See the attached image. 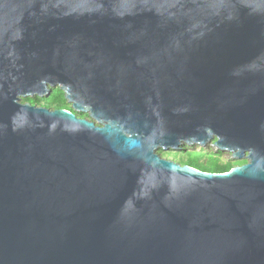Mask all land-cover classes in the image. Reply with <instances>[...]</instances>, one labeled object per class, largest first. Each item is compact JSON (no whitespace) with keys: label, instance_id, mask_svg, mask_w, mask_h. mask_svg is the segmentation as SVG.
Wrapping results in <instances>:
<instances>
[{"label":"water","instance_id":"obj_1","mask_svg":"<svg viewBox=\"0 0 264 264\" xmlns=\"http://www.w3.org/2000/svg\"><path fill=\"white\" fill-rule=\"evenodd\" d=\"M0 264H264V0H0Z\"/></svg>","mask_w":264,"mask_h":264},{"label":"trees","instance_id":"obj_2","mask_svg":"<svg viewBox=\"0 0 264 264\" xmlns=\"http://www.w3.org/2000/svg\"><path fill=\"white\" fill-rule=\"evenodd\" d=\"M22 100H28L31 103L42 104L51 108H71L69 102L65 99L63 91L58 87H52L50 93L47 96H25ZM80 116H84V112L77 113ZM163 156L171 157L172 159L180 162L187 163L202 170L209 171H224L232 167L234 164L241 162L240 160L224 159L215 155L212 152L181 148L177 151H165L158 149Z\"/></svg>","mask_w":264,"mask_h":264},{"label":"rangeland","instance_id":"obj_3","mask_svg":"<svg viewBox=\"0 0 264 264\" xmlns=\"http://www.w3.org/2000/svg\"><path fill=\"white\" fill-rule=\"evenodd\" d=\"M212 140H213V137L211 139H209V141H207V143L205 144V146H203L202 148H205L208 151H216V149H215L216 147H214L212 145ZM182 147L185 148V149H187V150H190V149L199 150L201 146L199 144H190L189 145V144H186V143H182L181 144V147L178 148V149H167L165 151H177V150H181ZM219 154H220V157L221 158H224V159H227V158H231L232 157L231 154H230V151H228V150H221ZM164 157H167V156H164ZM167 158L172 159L171 157H167Z\"/></svg>","mask_w":264,"mask_h":264},{"label":"flooded vegetation","instance_id":"obj_4","mask_svg":"<svg viewBox=\"0 0 264 264\" xmlns=\"http://www.w3.org/2000/svg\"><path fill=\"white\" fill-rule=\"evenodd\" d=\"M85 113V112H84ZM84 116H87V114L85 113V115ZM214 137H213V140H212V145H213V142H214ZM209 141V140H208ZM207 143V142H206ZM205 143V144H206ZM203 146H205V145H202L200 148H201V150L202 151H205V152H212V153H214L215 155H218L219 157H220V149H217V148H215L216 149V151H208V150H206L205 148H202ZM214 146V145H213ZM215 147V146H214ZM230 154H231V156H232V152L230 151ZM229 159H233V160H240L241 162H239V163H236V164H234V165H237V164H241V163H244L245 161H246V158H245V156L243 157V158H237V157H234V156H232L231 158H229Z\"/></svg>","mask_w":264,"mask_h":264}]
</instances>
